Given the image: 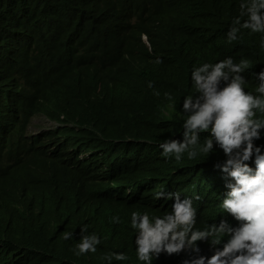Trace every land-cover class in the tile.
<instances>
[{
	"label": "trees",
	"instance_id": "obj_1",
	"mask_svg": "<svg viewBox=\"0 0 264 264\" xmlns=\"http://www.w3.org/2000/svg\"><path fill=\"white\" fill-rule=\"evenodd\" d=\"M241 2L0 0V264H108L110 253L128 257L112 264H145L131 215L171 212L174 199L155 198L160 191L192 199L194 230L221 219L239 226L222 207L228 189L215 165L227 159L223 150L214 143L209 154L176 160L160 144L183 139L195 67L246 59L244 90L261 95L264 33L241 29L227 39ZM35 114L52 125L28 135ZM208 138L201 133L199 145ZM246 163L255 168L254 156ZM83 225L101 242L77 256ZM227 239L210 236L196 242L199 253H161L152 264L210 257Z\"/></svg>",
	"mask_w": 264,
	"mask_h": 264
},
{
	"label": "clouds",
	"instance_id": "obj_2",
	"mask_svg": "<svg viewBox=\"0 0 264 264\" xmlns=\"http://www.w3.org/2000/svg\"><path fill=\"white\" fill-rule=\"evenodd\" d=\"M262 10L264 0H242L240 15L233 20L227 32L228 41L238 40L241 29L264 33ZM244 16L247 19L241 22ZM162 62L160 58L155 61ZM249 66L250 62L246 59L234 63L231 57H227L214 64L204 63L195 67L191 80L196 94L187 95L183 100V112L187 116L182 125L183 139H167L160 144L162 155H174L176 160H180L184 153L189 159L195 158L198 152L209 154L214 151V143L223 150L227 159L223 164L215 165L225 174V187L228 189L222 207L240 222L239 226L233 227L226 219H221L210 229L194 230L196 209L192 199H181L179 193L157 192V199H174L171 212L152 218L147 213L133 212L131 215L139 261L152 264L153 257L158 258L161 253L179 254L187 249L199 253L197 241L226 235L228 239L223 247L216 248L210 257L198 255L185 259L182 264H264V152L261 151L264 145L254 144L261 137L260 130L264 129V119L255 118L254 111L264 113V69L256 74L259 81L256 91L261 95L254 96L243 87L246 80L242 73ZM148 86H153L151 81ZM36 115L42 114L32 116L26 127L28 135L51 127L30 131L28 127ZM203 132H209L210 138L200 146L199 137ZM253 156L255 168L246 163ZM113 220L119 222L118 217H113ZM87 231V225L80 227V242L74 249L77 256L96 252L101 242L95 234H86ZM73 235V232H65L63 238L68 240ZM218 244L219 239L211 242L213 247ZM113 258L118 261L128 259L124 253L106 254L102 259L112 264Z\"/></svg>",
	"mask_w": 264,
	"mask_h": 264
},
{
	"label": "rangeland",
	"instance_id": "obj_3",
	"mask_svg": "<svg viewBox=\"0 0 264 264\" xmlns=\"http://www.w3.org/2000/svg\"><path fill=\"white\" fill-rule=\"evenodd\" d=\"M52 125L50 122L46 121L42 115H36L32 120L31 125L28 127L30 131H39L40 129H44L47 126Z\"/></svg>",
	"mask_w": 264,
	"mask_h": 264
}]
</instances>
